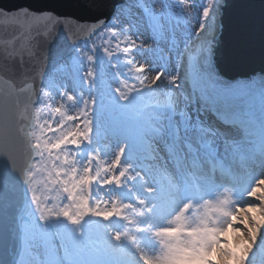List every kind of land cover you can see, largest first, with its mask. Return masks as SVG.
<instances>
[{"label":"rangeland","instance_id":"obj_1","mask_svg":"<svg viewBox=\"0 0 264 264\" xmlns=\"http://www.w3.org/2000/svg\"><path fill=\"white\" fill-rule=\"evenodd\" d=\"M172 1L135 0L136 5L131 8L140 13L137 24L130 18L125 3L108 25L96 31L91 39L78 43L73 55L61 60L44 77L34 107L33 134L38 161L33 168L37 165L35 176L39 182L30 180L29 197L50 224H40L41 220H35L32 212L26 214L20 264H141L131 258L129 243L139 238L136 224L146 207L138 205L144 202L136 193L133 204L124 200L122 190L127 189L128 178L123 170L111 173L110 168L112 158L123 156L130 143H137L139 149L145 142L141 121L148 123L147 119L156 112L151 106L158 102L143 94L150 88L141 84L140 75L129 62L131 53L127 50L132 37L137 36L138 27L152 37L162 35L156 41L160 44V40L173 38L177 32L186 35L185 23L193 25V20L201 21L202 33L208 38L191 43L181 54L191 95L200 99L204 108L221 101H243L249 104L247 110L255 111L262 104L264 74L229 81L211 68L215 43L210 36L215 26L216 0ZM169 52L174 54L175 50ZM204 73L207 82H202ZM166 117L168 121L174 119L170 114ZM184 126L187 131L192 129L188 120L179 121L178 128ZM120 136L124 147L117 151L113 142H119ZM121 163L126 166L123 158ZM137 178L143 190H152L146 186L143 171L137 172ZM261 180L264 181V174ZM89 181L91 190L87 195ZM119 220L124 223L117 224ZM85 224H91L93 230L85 229ZM143 234L147 238L155 235ZM199 237L203 238V234ZM183 239L194 241L197 237ZM148 240L150 248H155L158 254L174 250L170 240L159 237ZM260 249L256 243L245 264H264V254L257 251ZM244 250L243 243L240 249L230 245L226 264H241ZM140 261L149 264L146 259ZM150 261L161 264L154 258Z\"/></svg>","mask_w":264,"mask_h":264},{"label":"bare ground","instance_id":"obj_2","mask_svg":"<svg viewBox=\"0 0 264 264\" xmlns=\"http://www.w3.org/2000/svg\"><path fill=\"white\" fill-rule=\"evenodd\" d=\"M222 1L216 0L214 5L215 26L210 36L213 41L219 33ZM126 3L130 18L137 24L140 13H134L131 8L136 5L135 0H126ZM195 12L201 14L200 10ZM192 24L185 23L186 35L180 36L177 32L173 38L167 36L163 42L160 40V44L156 41L162 35L152 37L138 27L137 36L132 37L127 50L131 53L129 62L140 75L141 84L150 88L143 94L158 100L151 106L156 110L154 116L147 119L148 123L141 121L147 138L145 142L139 149L137 143H130L123 156L112 158L114 162L110 165L111 173L123 170L128 178L124 183L127 189L122 190L124 200L133 204V193H136L144 202L138 205L146 207L136 224L139 238L129 243L133 259L141 264L140 258L150 264L151 258L155 261L162 257L166 264H226L225 251L218 247L216 233L219 229L212 227L210 222L214 224L220 215L233 216L230 206L236 202L256 204L264 201V181L261 180L264 174V100L255 111L247 110L249 104L243 101H221L216 106L204 108L202 101L191 95L181 54L191 43L208 38L202 33L201 21L193 20ZM166 114L174 119L168 121ZM184 120H188L192 129L178 128L179 121ZM120 139L113 142L117 151L124 147L123 137ZM122 158L126 166L122 165ZM212 166V170H228L230 176L235 177L234 182H229L228 186L215 182ZM138 171L147 176L146 186L152 190L141 188ZM216 177L217 180H230L228 175ZM248 211L254 220L264 223L256 207ZM119 223L124 220L117 221ZM167 224L172 226L165 227ZM239 227V224L230 225L225 230L229 246L235 245L236 249L241 248L244 239L235 231ZM142 231L155 233L151 240L159 237L163 241H174L175 250L183 258L174 259L169 251L166 256L159 255L155 248H150L149 238ZM196 232H205V240ZM261 233L264 234V227ZM181 234L199 237L194 246L198 249H192L189 241L181 240ZM256 243L260 244L259 238ZM228 251L229 247L227 254Z\"/></svg>","mask_w":264,"mask_h":264},{"label":"water","instance_id":"obj_3","mask_svg":"<svg viewBox=\"0 0 264 264\" xmlns=\"http://www.w3.org/2000/svg\"><path fill=\"white\" fill-rule=\"evenodd\" d=\"M124 0H0V264L20 253L30 129L42 78ZM212 61L230 80L264 74V0H224Z\"/></svg>","mask_w":264,"mask_h":264},{"label":"clouds","instance_id":"obj_4","mask_svg":"<svg viewBox=\"0 0 264 264\" xmlns=\"http://www.w3.org/2000/svg\"><path fill=\"white\" fill-rule=\"evenodd\" d=\"M230 207L231 211L234 213L233 216L220 215L217 221L214 224L210 222V225L219 229L216 233L219 242L218 247L223 249L225 254H227L229 247V235L225 230L229 229L230 225H241V227L236 228L235 231L241 233L244 237L242 243L245 245V250L241 254V264H245L248 253L252 251L258 238L260 239L261 247H264V234L261 233V228L264 227V223L254 220L248 211L250 207H256L258 209L257 215L264 218V201L256 204L236 202ZM171 226V224L165 225V227Z\"/></svg>","mask_w":264,"mask_h":264}]
</instances>
